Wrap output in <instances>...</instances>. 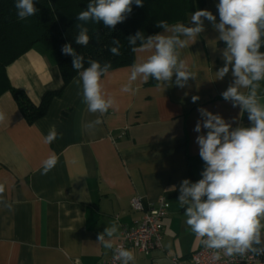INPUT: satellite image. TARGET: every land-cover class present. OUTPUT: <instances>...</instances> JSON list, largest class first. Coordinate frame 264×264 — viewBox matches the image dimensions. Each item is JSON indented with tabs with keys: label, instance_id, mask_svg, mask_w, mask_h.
<instances>
[{
	"label": "crops",
	"instance_id": "1",
	"mask_svg": "<svg viewBox=\"0 0 264 264\" xmlns=\"http://www.w3.org/2000/svg\"><path fill=\"white\" fill-rule=\"evenodd\" d=\"M218 3L205 0L203 7L217 23ZM191 15L176 23L194 26ZM204 27L196 42L180 53L195 77L183 87L175 83V74L159 87L156 81L138 79L131 82L132 91L123 92L132 65L150 55L138 47L132 65L110 69L102 77L104 92L115 102L103 115L89 112L82 102V88L74 83L78 73L33 123L25 120L9 91L0 95L5 117L0 121V183L5 185L3 200L11 205L0 204V264H101L111 250L99 243L98 234L117 222L114 245L121 226L133 225L140 216L129 207L133 195L147 203L164 196L169 208L161 247L146 256L129 248L135 257L130 264H172L173 257L185 260L198 247L199 239L185 223L186 209L178 202L181 182L198 181L205 167L196 137L207 129L194 131L201 119L198 109L219 114L232 128L251 126L248 113L221 95L234 81L231 68L216 79L225 63L226 44L206 19ZM156 34L171 35L164 29ZM5 71L10 85L34 104L44 92L62 86L55 56L41 42ZM258 95L264 103V81ZM194 96L199 97L195 102ZM97 118L103 122L88 130L86 125ZM53 126L58 138L45 144ZM53 153L56 166L42 174V161Z\"/></svg>",
	"mask_w": 264,
	"mask_h": 264
},
{
	"label": "clouds",
	"instance_id": "2",
	"mask_svg": "<svg viewBox=\"0 0 264 264\" xmlns=\"http://www.w3.org/2000/svg\"><path fill=\"white\" fill-rule=\"evenodd\" d=\"M143 6V0H90L87 9L77 15L79 33L75 43L87 46L90 41L89 21L103 22L114 28L131 13L132 5ZM219 22L213 13L206 9L192 13L188 26L176 23L169 26L167 21L157 22V27L171 35L156 34L146 36L137 32L127 38L135 51L137 46L150 55L132 65L129 84L122 88L130 92L131 82L138 79L147 82L149 78L163 86L171 82L175 74V83L183 87L190 77V72L183 59L181 50L194 44L204 32V20L209 21L219 33V40L225 42L222 57L224 66L216 72V79H223L229 73L234 81L221 95L225 100L239 105L241 111L248 113L250 127L232 125L219 114H213L200 108L201 119L194 131L206 134L196 137L199 156L205 163L202 178L196 182L184 179L180 186L179 204L186 209V225L201 244L214 250V258L220 259L221 253L228 257L243 256L249 252L264 254V103L258 95L261 82L264 81V0H219L216 5ZM15 8L19 20L33 17L38 12L34 0H16ZM139 42V43H138ZM109 51L119 56L121 43L113 39ZM62 53L70 55L73 69L78 73L74 83L82 88V102L88 111L108 112L114 100L106 95L102 77L112 67L110 62L103 65L89 59L85 67L84 56L77 54L71 44L62 47ZM246 89L247 92L242 90ZM193 102L199 97H193ZM0 113V121L4 120ZM103 121L99 118L90 121L86 128L95 130ZM58 138L53 126L44 136V143L51 144ZM58 158L53 153L42 161V174L50 172ZM5 185L0 183V204L11 208L3 200ZM82 197V194H81ZM119 225L113 222L103 233L98 234V241L104 248L113 250L114 258L121 264H130L135 259L131 250L123 247L114 248L111 238L118 232ZM106 237L108 239H106Z\"/></svg>",
	"mask_w": 264,
	"mask_h": 264
},
{
	"label": "trees",
	"instance_id": "3",
	"mask_svg": "<svg viewBox=\"0 0 264 264\" xmlns=\"http://www.w3.org/2000/svg\"><path fill=\"white\" fill-rule=\"evenodd\" d=\"M15 2L16 0H0V95L9 91L28 123L43 117L51 101L61 96L65 86L77 74L73 69V58L62 53L65 44H71L77 54L84 56L85 67L88 66L89 59L98 61L101 65L110 62V69L130 66L134 62L135 51L128 43L129 36L137 32H142L145 37L155 35L162 29L156 26L157 22H186L188 13L201 10L205 5V0H143V6L133 3L131 13L114 28L105 26L102 21H89L85 26L89 29L91 39L87 46H80L75 43V37L79 33L76 25L82 23L77 20V15L87 9L90 0H34L38 12L25 20L18 19ZM113 39L120 40L119 56H114L109 51L114 46ZM37 42L45 44L53 52L62 86L57 90L44 92L39 103L34 104L22 90L10 85L5 69ZM260 50L264 52V46ZM147 83L153 84L155 80L149 78Z\"/></svg>",
	"mask_w": 264,
	"mask_h": 264
},
{
	"label": "built area",
	"instance_id": "4",
	"mask_svg": "<svg viewBox=\"0 0 264 264\" xmlns=\"http://www.w3.org/2000/svg\"><path fill=\"white\" fill-rule=\"evenodd\" d=\"M129 207L140 214L132 226L123 224L114 248H133L142 255H148L152 250L161 247L163 220L167 214L169 203L164 196H159L154 202L147 203L141 197L133 195L129 199ZM214 250L208 249L199 240L198 247L192 251L187 259L172 258V264H264V254L255 255L251 252L240 256L228 257L221 253L220 259L214 258ZM101 264H121L110 256Z\"/></svg>",
	"mask_w": 264,
	"mask_h": 264
}]
</instances>
